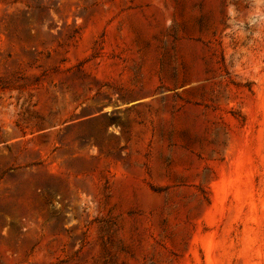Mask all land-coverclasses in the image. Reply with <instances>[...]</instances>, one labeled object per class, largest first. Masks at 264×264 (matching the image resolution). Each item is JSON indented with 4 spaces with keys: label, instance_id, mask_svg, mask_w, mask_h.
Returning a JSON list of instances; mask_svg holds the SVG:
<instances>
[{
    "label": "rangeland",
    "instance_id": "374dc122",
    "mask_svg": "<svg viewBox=\"0 0 264 264\" xmlns=\"http://www.w3.org/2000/svg\"><path fill=\"white\" fill-rule=\"evenodd\" d=\"M0 264H264V0H0Z\"/></svg>",
    "mask_w": 264,
    "mask_h": 264
}]
</instances>
